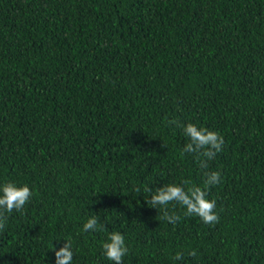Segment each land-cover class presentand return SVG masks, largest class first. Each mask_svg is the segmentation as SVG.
I'll list each match as a JSON object with an SVG mask.
<instances>
[{
    "label": "trees",
    "instance_id": "16d2710c",
    "mask_svg": "<svg viewBox=\"0 0 264 264\" xmlns=\"http://www.w3.org/2000/svg\"><path fill=\"white\" fill-rule=\"evenodd\" d=\"M168 120L224 138L206 169L221 174L215 225L179 205L173 225L146 202L204 184ZM7 182L33 195L6 213L0 264H55L67 240L72 264H113L111 232L123 264H264V0H0ZM93 215L106 231H83Z\"/></svg>",
    "mask_w": 264,
    "mask_h": 264
},
{
    "label": "clouds",
    "instance_id": "9594fccd",
    "mask_svg": "<svg viewBox=\"0 0 264 264\" xmlns=\"http://www.w3.org/2000/svg\"><path fill=\"white\" fill-rule=\"evenodd\" d=\"M168 125H176L183 131V135L189 140L185 144L184 153L194 154L198 164L203 170L205 177L203 187L192 184L190 180H184L182 184H166L157 187L151 198L146 200L151 208L157 209L162 213L161 218L169 223L176 225L181 216L176 213L175 206L179 205L184 211L185 216L198 217L203 223L215 225L219 222V215L216 212V201L208 198L210 189L221 183V174L218 171H207L208 161L215 158L217 153L223 150V136L213 130L197 127L193 123L182 124L178 120H168ZM163 147H165L162 144ZM146 192H151L150 188H145ZM139 193L140 189L137 188ZM33 195L32 190L27 185L17 186L15 183L7 182L0 186V230L6 226L7 214L13 211L22 212L24 206L30 201ZM172 205L173 210L169 211L168 206ZM106 231L104 225L99 223V217L93 215L83 224V231L97 232ZM106 258L113 264H123V258L128 254L129 248L125 238L120 232H111L106 242L102 244ZM53 249V245H52ZM54 250V249H53ZM55 251V264H72L73 250L70 240L65 241L64 245ZM189 257H195L196 251H190ZM183 254L177 252L175 260H182Z\"/></svg>",
    "mask_w": 264,
    "mask_h": 264
}]
</instances>
